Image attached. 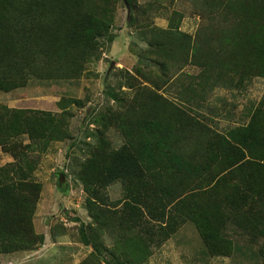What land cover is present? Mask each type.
Segmentation results:
<instances>
[{"label":"trees","instance_id":"trees-1","mask_svg":"<svg viewBox=\"0 0 264 264\" xmlns=\"http://www.w3.org/2000/svg\"><path fill=\"white\" fill-rule=\"evenodd\" d=\"M195 1L207 25L189 36L178 31L182 17L175 14L178 19L168 20L167 30L148 32L153 34L151 53L169 58L178 51L185 61L190 55L199 59L197 55L205 50V58L215 59L224 77L264 79V0ZM110 6V0H0L1 83L78 79L96 59L101 42L113 41ZM155 40H162L161 45ZM63 102L58 105L59 115L0 106V147L27 137L30 145L45 151L50 143L68 139ZM129 113L93 120L99 128L94 134L96 146L78 170L77 180L98 201L108 186L122 184L127 211L106 213L87 200L96 228L91 237L82 238L92 252L80 264L140 263L117 253L123 240H128L127 245L134 242L136 253L139 249L147 253L143 239H133L141 228V205L153 219L166 222L161 242L189 222L211 257L232 254L235 244L227 235L231 229L255 241L264 239V97L244 126L225 134L198 127L200 160L172 147L177 133L169 119L132 120ZM185 123L177 115L173 124ZM195 125L187 127L191 130ZM111 128L123 141L117 149H111L107 139ZM17 165L0 168V254L23 252L42 243L31 225L41 186ZM24 165L30 168L28 161ZM57 187L64 192L58 181ZM151 196L154 203L148 201ZM108 230L116 241L111 258L105 260L100 236Z\"/></svg>","mask_w":264,"mask_h":264},{"label":"rangeland","instance_id":"rangeland-1","mask_svg":"<svg viewBox=\"0 0 264 264\" xmlns=\"http://www.w3.org/2000/svg\"><path fill=\"white\" fill-rule=\"evenodd\" d=\"M110 1L113 20L109 34L113 41L101 42L96 59L83 68L78 79L13 81L18 85L0 81V106L8 109L59 115L62 111L58 105L64 100L61 106L67 114L68 131V139L50 143L45 151L30 145L27 137L0 147V168L19 164L22 173L41 186L31 225L36 238H42L40 245L29 250L0 254V264H80L92 252L82 238L91 237V231L96 228L87 200L95 201L106 213L121 215L127 211L122 184L108 186L98 201L77 180L78 170L96 146L94 134L99 128L93 120L97 117H117L129 111L132 120L169 119L177 133L172 147L200 160L199 128L225 134L244 126L264 97V79L224 77L216 60L205 58V50L197 55L199 59L190 55L186 62L178 51L169 58L151 53L149 42L153 34L148 32L152 28L167 30L168 20L177 21L175 14L182 17L178 31L189 36H196L207 25L197 1ZM155 41L162 43V40ZM212 46L216 48V44ZM177 115H182L183 123L186 122L182 126L173 124ZM190 119L194 122H188ZM188 123L196 125L190 130ZM107 139L111 149L123 143L114 128L107 132ZM25 161L29 162V169ZM10 177L16 180L13 174ZM57 181L64 192L57 187ZM148 201L154 203V196ZM139 207L141 228L133 239L142 238L147 253L142 249L136 253L134 242L127 245L128 240H123L117 254L124 259L142 260L138 264H264V239L255 241L231 229L227 235L235 244L232 254L211 257L191 223L179 226L161 242V228L166 222L153 219L144 205ZM167 216L166 213V219ZM101 234L102 257L109 260L116 239H112L110 230ZM156 243L159 245H153Z\"/></svg>","mask_w":264,"mask_h":264}]
</instances>
